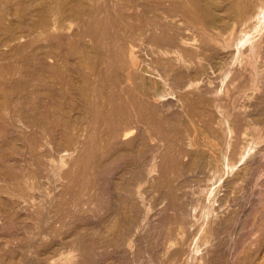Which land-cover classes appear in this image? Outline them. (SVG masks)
<instances>
[{"label": "rangeland", "instance_id": "obj_1", "mask_svg": "<svg viewBox=\"0 0 264 264\" xmlns=\"http://www.w3.org/2000/svg\"><path fill=\"white\" fill-rule=\"evenodd\" d=\"M177 1L0 0V264H264V72H227L263 25Z\"/></svg>", "mask_w": 264, "mask_h": 264}, {"label": "bare ground", "instance_id": "obj_2", "mask_svg": "<svg viewBox=\"0 0 264 264\" xmlns=\"http://www.w3.org/2000/svg\"><path fill=\"white\" fill-rule=\"evenodd\" d=\"M183 1L186 2L187 7L193 2H198V0H178L176 2V5L182 6ZM246 5L248 7L245 8L243 15L244 23L246 24V26L251 27L252 29L254 28V26L255 28H257L260 25L263 26L260 28V30L256 32L257 35L253 38L251 43L247 44L245 47H242L241 45L242 42H241L239 46H236L234 52H232L233 55H236L235 60L238 61L236 64L235 62H233L227 71V72H231V77H230L231 79L230 81L228 80V83L230 82L229 83L230 86H232L231 84L233 83L232 88L237 87L239 88V90L247 86L255 87L257 83V79H260L259 77L264 72V24H262V20L258 22V18H257L258 16L264 18V0H247ZM253 21H255L254 24ZM245 38L243 37V39ZM229 43L230 41L226 42V44ZM235 118L236 119L234 121V125L238 128L241 127L242 126L241 118L238 115H236ZM215 148L220 149L222 147L215 146ZM212 155H213L212 153H209L207 154V156H205V153L202 154L199 153L200 159L196 162V167H199L201 172L204 169H207V171L209 172L208 174L205 175L206 176L205 178H202L199 181L196 179L197 182H200L202 185L199 192L200 198H196L194 201H191V208L190 207L188 208L184 202L181 203L180 201H177V205H178L177 207L179 208V210L181 209L184 213L191 210V214H192L191 216H193L194 219L196 213H199L200 210L204 209L203 212L206 211L205 206L208 204L209 199H212L213 201V192H212L211 184L213 183L215 177L218 176L219 173L217 172L218 171L217 164L215 162L211 164ZM191 219L192 218H190L189 220V224L190 226H194V229L191 233H188L187 240L188 237H190L191 235L193 236L196 235L199 229V227H195L196 223L195 224L190 223ZM167 220L169 222L172 221V219H167ZM174 221H177L176 217Z\"/></svg>", "mask_w": 264, "mask_h": 264}]
</instances>
